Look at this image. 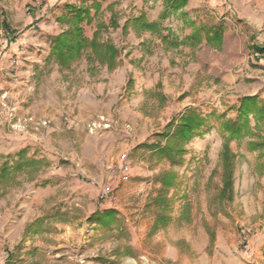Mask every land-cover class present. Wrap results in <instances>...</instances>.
I'll use <instances>...</instances> for the list:
<instances>
[{"label":"rangeland","instance_id":"1","mask_svg":"<svg viewBox=\"0 0 264 264\" xmlns=\"http://www.w3.org/2000/svg\"><path fill=\"white\" fill-rule=\"evenodd\" d=\"M220 4V9H211L215 10L213 12H209V8H201L202 14L207 15L203 25L209 27L220 24L229 27L226 44L221 46V40L214 41L205 31L204 38L208 43H213L211 46H194L193 42L201 37L199 34L192 36L190 43L183 39L182 47L169 53L179 59L174 63L178 64L181 72L196 74L185 82L190 86L189 92L175 93L168 98L155 97L153 94L134 98L131 99L133 104L129 110L122 114L124 102L130 101L124 95L117 98L109 110L98 111L85 122V131L90 134L117 128L116 144L111 152L99 153L103 160L101 172L95 170L96 165L90 162L87 172L77 182L71 181L73 176L67 174L71 170L66 169V163L58 162L56 167H51L43 157L30 154L28 145L19 149H25L27 154L43 159L45 164L31 178L22 173L0 182V251H4L0 253V264H59V258H56L58 253L53 248L55 244L50 238L56 236L59 229L65 230L66 227L59 228L58 224L67 226L68 237L73 234L72 230L79 228L80 237H85V241L88 237H103L85 242L91 249L87 256L80 251L81 244L72 240L67 242L69 247H63V264H113L114 259L127 264L126 258L143 253L157 264H162L164 258H158L162 245L156 237L169 238L170 244L184 250L187 249V243L183 237H191L202 244L205 237H228L229 232L234 233L231 237H252L260 230L261 226L253 224L254 221L244 214L242 208L251 202L261 201L256 198V192L264 185V181L257 180L264 172V120L257 127L251 124V134L229 139L228 147L234 154V161L232 187L224 188L225 193H222L221 176L224 136L219 126L222 118H238L237 106L240 97L244 96H237L240 94V78L224 81L221 76L227 70L234 75L239 69L237 59L243 55H249L252 60L257 59L253 55L255 49L245 41L264 39V0H220ZM133 9L135 7L127 6L125 13L129 14ZM52 10L60 14L63 11V0H0V40L14 41L17 34L37 28L36 22L43 20ZM27 12H36L37 18H33L31 23L25 22ZM57 21L58 26L63 25V18ZM15 26L17 28H13ZM239 35L240 40L239 37L237 40ZM97 51L94 53L91 48H85L79 56L83 55L87 60L100 58V55L102 57L99 53L101 50ZM20 60V55L14 54L8 63H4V72L0 77L5 83H11L16 78L14 73ZM194 62L200 64L197 71L188 66ZM90 67L79 74L90 73ZM91 70H94L93 67ZM257 75L263 76L264 73ZM246 79L252 80L250 77ZM183 83L181 80L179 91ZM73 84L78 86L80 81ZM61 85L58 81L42 80L37 83V91L49 92L59 100L62 98ZM6 90L0 93V150L14 148L11 140L17 136L13 131L18 128L28 130L27 125L36 128L48 123V120L32 115L19 117L14 109V99ZM197 92L201 93L198 95ZM260 99L264 101L263 97ZM97 101L102 108L110 102L102 97ZM165 106H170V114L163 113ZM189 108L199 112L205 122L183 142L179 160L171 163L166 157L158 156L155 149L173 140L176 123ZM72 115L63 111L62 120L68 126L76 123ZM131 123L136 124V128ZM101 139L105 141L106 137L102 135ZM257 141L262 142L261 146L251 148L250 143ZM120 142L124 143L123 146H120ZM19 150L0 154L9 157ZM2 160L0 158V162ZM125 164L128 168L123 170L122 165ZM88 171L99 174V177ZM167 171H171L175 179L165 190V204L154 199L163 188L160 177ZM122 175L126 178H122ZM76 190L79 192L77 195L86 200L85 203H90V209L81 208L85 203L77 199L72 200V208L61 209L64 199ZM77 201L80 206L73 204ZM109 208L116 212V221L110 226H102L91 219L96 211ZM261 212L260 219L263 221L264 208ZM162 214L166 218L164 222L159 220ZM235 220H238L236 225ZM4 237L21 238L15 244H10L4 242ZM132 237H138V240ZM123 241L133 252L123 254L119 250Z\"/></svg>","mask_w":264,"mask_h":264},{"label":"crops","instance_id":"2","mask_svg":"<svg viewBox=\"0 0 264 264\" xmlns=\"http://www.w3.org/2000/svg\"><path fill=\"white\" fill-rule=\"evenodd\" d=\"M179 2L180 0H63V11L60 14L52 10L43 20L36 22L37 28L17 34L14 41L0 40V74L4 72L2 70L4 63H8L12 55L19 54L21 57L16 67V74L14 73L16 78H13L11 83H5L0 77V93L7 89V94L14 99V109L19 117L32 115L38 119L48 120L46 125L36 128L27 125L28 130L18 128L13 131L17 135L11 140L14 148L1 149L0 152L16 151L28 145L30 154L43 157L51 167H56L58 162L66 163V169L71 170L67 174L72 175L71 181L75 182L87 172L90 162L96 165L95 170L101 172L103 160L99 153L111 152V148L116 144L117 128L113 127L100 134L87 133L85 122L91 115L98 111L106 112L117 98L124 95L130 101L124 102L122 114L129 110L133 104L131 99L134 98L140 99L152 94L155 97L168 98L175 93L189 92L190 86L185 82L189 81L191 75L196 74L181 72L178 64L174 63L179 59L169 53L182 47L183 39L192 42V36L199 27L202 28L201 37L193 42L194 46L205 47L206 44L211 46L213 43L207 42L204 32L207 31L211 36L215 27L221 35V46L229 39V27L220 24L209 27L203 25L204 17L207 15L202 14L201 8H209V12H213L218 7L221 8L220 0H185L182 4ZM84 5L89 7V15L79 22L82 36L88 40L93 39L96 49L101 50L99 53L102 57L99 54L100 58L87 60L81 55L73 61L64 63L63 57L58 54L61 47L57 43L63 38L64 33H73L76 27L74 19L83 14L73 11L71 7ZM127 6L135 9L126 14ZM212 8L215 10L212 11ZM33 18H37L36 12H27L25 22L31 23ZM61 18L63 25L58 26L57 19ZM238 37L240 40V35L237 36V40ZM245 42L255 49L253 55L257 59L252 60L249 55H243L237 59L239 66L237 72L233 75L227 70L221 79L231 81L239 77L238 82L241 86L240 94L237 96L259 95L264 98V75H257L264 73V39L255 38ZM247 49L250 51L249 48ZM110 50L114 51L112 57L109 56ZM89 65L90 73L79 74L83 69L87 71ZM188 66L197 71L200 64L194 62L189 63ZM92 67L94 70H91ZM248 77L252 80L247 81ZM42 80L61 82L62 98L57 100L49 92L37 91V83ZM78 80L80 84L75 86L73 83ZM181 80L184 83L179 91ZM197 93L199 95L201 92ZM196 96L195 94L194 97ZM99 97L110 102L105 103L106 106L102 108L97 101ZM164 109L163 113H168L170 106H165ZM63 111L73 114L76 121L74 125L68 126L63 122ZM132 125L136 128L134 126L136 124ZM102 135L106 137L105 141L101 139ZM123 144L120 142V146ZM131 169L133 170V166ZM88 172L99 177V174ZM257 180L264 181V172L257 177ZM78 193L77 190L70 192V197L64 199L61 209L72 208L73 199L85 203L86 200L81 199ZM73 194H76L75 197L72 196ZM263 195L264 185L256 192V198L261 201L251 202L242 208L244 214L254 221L253 224L261 226L252 237H231L234 233L229 232L228 237H205L202 244L195 242L191 237H183L187 243V249L184 250L179 249L175 244H170L169 238L156 237L162 245L158 258H164L165 262L162 264H175L176 261L178 264H264V220L260 219L264 208ZM73 204L80 206L78 201ZM85 207L90 209V203L86 202L85 206H81L83 209ZM98 208L100 207H96ZM237 221L235 220V225ZM58 227L66 228L64 231L59 229V233L50 238L55 244L53 248L58 253L56 258H59L57 260L59 264H63V247H69L67 242L72 240L81 244L79 249L87 256L91 249L85 242L93 238L94 240L103 238L88 237L85 241V237H80V228L72 230L73 234L68 237L67 226L58 224ZM20 238L4 237V242L15 244ZM132 238L138 240V237ZM113 244L116 245L115 242ZM119 250L122 253H131L133 249L123 241ZM216 258L218 260H215ZM113 264H121V262L114 259Z\"/></svg>","mask_w":264,"mask_h":264},{"label":"trees","instance_id":"3","mask_svg":"<svg viewBox=\"0 0 264 264\" xmlns=\"http://www.w3.org/2000/svg\"><path fill=\"white\" fill-rule=\"evenodd\" d=\"M184 1L185 0H180L179 3L182 4ZM71 9L83 14L78 15L74 19L76 27H74L73 33H64L63 38L57 43L61 47L58 54L63 57V62L70 61L79 56L82 52V48L85 49L90 47L94 53H98L96 46L92 41L93 39L88 40L83 37L79 27V22L84 18H88L89 7L86 5L79 7L72 6ZM201 30L202 28L200 27L195 31V37L201 33ZM205 34L208 36L207 31ZM211 37L217 42L221 40L220 32L216 29V27L212 30ZM113 52L114 51L112 50L109 51L110 57H112ZM237 111V119L222 118L219 126L220 131H222L224 136V144L221 151V176L223 178L222 193H225L226 191L224 188L230 189L232 187L231 176L233 171L234 154L228 147V141L230 138H236L241 134H251V124H253V127H257L260 121L264 120V101L257 95H244L239 99ZM251 119L253 120L252 123ZM204 122V118L199 112L193 108H189L180 115L174 128V132L172 133L173 140L156 148V154L160 157H166L171 163L178 161L183 152V142L188 140L195 131L201 128ZM261 144L262 142L259 141L253 142L250 143V147L256 148L261 146ZM150 147L154 148L153 146ZM0 158L3 159L0 162V182L15 178L17 174L22 173L28 174L27 176L31 178L38 172L39 168L45 164L43 159H40L35 155L27 154L25 149H21L9 157H5L0 154ZM262 167L264 170V163L262 164ZM174 176L175 175L171 171L162 173L160 180L163 188L161 192L155 196V201L167 204L164 193L166 188L173 183L175 179ZM91 219L98 221L102 226H110V224L116 221V212L110 208L103 211H96L94 215H92ZM159 220L164 222L166 218L162 214Z\"/></svg>","mask_w":264,"mask_h":264},{"label":"built area","instance_id":"4","mask_svg":"<svg viewBox=\"0 0 264 264\" xmlns=\"http://www.w3.org/2000/svg\"><path fill=\"white\" fill-rule=\"evenodd\" d=\"M127 168H128V166L126 164L125 165H122V169L123 170H126ZM121 177L122 178H126L125 175H122ZM109 198H112V197L109 196ZM126 263L127 264H139V263L140 264H157L154 260L150 259L148 257V255H146L144 253L138 255L137 257H128V258H126Z\"/></svg>","mask_w":264,"mask_h":264}]
</instances>
